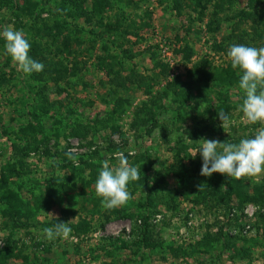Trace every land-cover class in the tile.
Listing matches in <instances>:
<instances>
[{"label": "rangeland", "instance_id": "rangeland-1", "mask_svg": "<svg viewBox=\"0 0 264 264\" xmlns=\"http://www.w3.org/2000/svg\"><path fill=\"white\" fill-rule=\"evenodd\" d=\"M3 26L44 69L0 40V264H264V175L202 176L195 155L264 126L226 55L264 46V0H0ZM119 153L140 175L106 209L94 185ZM55 221L68 239H45Z\"/></svg>", "mask_w": 264, "mask_h": 264}, {"label": "clouds", "instance_id": "clouds-1", "mask_svg": "<svg viewBox=\"0 0 264 264\" xmlns=\"http://www.w3.org/2000/svg\"><path fill=\"white\" fill-rule=\"evenodd\" d=\"M0 40L4 42L3 53L16 64L18 71L25 76L40 73L44 64L30 56L31 43L22 30L11 26L0 28ZM227 58L234 70H238V87L243 91V100L238 111L248 122L264 125V46L231 44L227 49ZM222 124H229V116L218 112ZM196 150L202 159L201 175L210 177L220 173L229 178L259 177L264 175V126L256 130L251 138H242L236 143L202 139ZM75 149L65 153L70 159H76ZM119 162L110 166L105 161L95 181V192L101 199L102 207L113 209L124 205L130 199L128 185L139 179V169L129 164L127 157L119 153ZM195 157V156H194ZM45 239L55 241L68 239L72 228L69 222H56L45 228Z\"/></svg>", "mask_w": 264, "mask_h": 264}, {"label": "trees", "instance_id": "trees-1", "mask_svg": "<svg viewBox=\"0 0 264 264\" xmlns=\"http://www.w3.org/2000/svg\"><path fill=\"white\" fill-rule=\"evenodd\" d=\"M71 135L75 137V136L77 135V133H76V132H73ZM243 207H244V206H243ZM243 207L241 208V210L244 209ZM238 210H239V209H238Z\"/></svg>", "mask_w": 264, "mask_h": 264}, {"label": "built area", "instance_id": "built-area-1", "mask_svg": "<svg viewBox=\"0 0 264 264\" xmlns=\"http://www.w3.org/2000/svg\"><path fill=\"white\" fill-rule=\"evenodd\" d=\"M245 214L248 215V216L250 215L248 211H246ZM251 215H252V214H251Z\"/></svg>", "mask_w": 264, "mask_h": 264}]
</instances>
